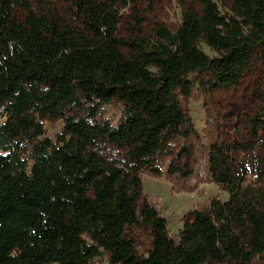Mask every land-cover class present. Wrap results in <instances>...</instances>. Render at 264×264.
I'll return each mask as SVG.
<instances>
[{
	"label": "trees",
	"instance_id": "1",
	"mask_svg": "<svg viewBox=\"0 0 264 264\" xmlns=\"http://www.w3.org/2000/svg\"><path fill=\"white\" fill-rule=\"evenodd\" d=\"M70 1L75 21L50 0H0V264H250L263 255L264 189L246 184L248 166L220 176L209 151V175L229 200L199 205L175 235L144 195L143 175L178 193L207 182L181 97L192 95L193 74L215 89L241 83L264 56V0H230L225 10L199 0L175 30L157 22L150 34L137 0ZM261 100L249 119L256 136L264 90ZM114 101L117 124L103 113ZM46 118L64 122L56 140ZM250 161L264 179V157ZM136 230L151 237L147 255Z\"/></svg>",
	"mask_w": 264,
	"mask_h": 264
},
{
	"label": "rangeland",
	"instance_id": "2",
	"mask_svg": "<svg viewBox=\"0 0 264 264\" xmlns=\"http://www.w3.org/2000/svg\"><path fill=\"white\" fill-rule=\"evenodd\" d=\"M52 6L69 21H75L74 7L70 0H50ZM144 12L145 30L147 34L157 22L164 23L168 28L175 30L182 22L183 13L189 7L199 6V0H137ZM222 9L231 6L230 0H215ZM18 17H23V11H18ZM129 20L121 25L120 32L128 36L130 30ZM210 53L207 47L204 48ZM127 53V50L124 49ZM211 54V53H210ZM195 81V88L189 98L181 97L182 107L191 117L200 134V140H194L195 157L198 161V171L207 182L199 183L194 192L178 193L172 184L165 178H154L143 175V193L151 201L156 203L164 217L168 219L169 228L173 235L183 227L187 216L194 215L199 205H204L210 199L216 198L222 203L229 200L230 194L215 184L209 175V151H213L215 157V170H223L220 176L228 178L230 170L241 169L242 165L248 166L246 184H257L264 189V179L259 180L256 168L251 165V158L264 157V135L256 136L250 126L249 119L256 114L261 107V94L264 90V56L257 53L252 61L250 69L244 75L241 83L230 88H212L199 83L202 79L208 82V75H190ZM123 107L121 103L114 101L103 108L106 118L117 124L121 118ZM2 120V118H0ZM46 136L56 140L64 127L63 120L55 122L44 120ZM110 159H119V152L108 147L104 150ZM29 158V154H26ZM232 159V160H231ZM187 160V159H186ZM185 161V159H184ZM183 161V162H184ZM32 163V161H31ZM169 164V162L167 163ZM181 162H174L175 167L181 166ZM167 170V167L165 171ZM191 185L195 181L190 182ZM136 248L139 254L147 255L151 248V237L143 230H136ZM107 258H98L99 264H106ZM250 264H264V254L256 257Z\"/></svg>",
	"mask_w": 264,
	"mask_h": 264
}]
</instances>
